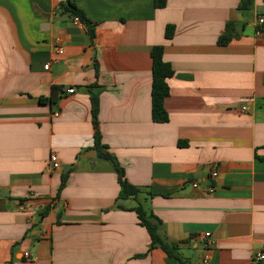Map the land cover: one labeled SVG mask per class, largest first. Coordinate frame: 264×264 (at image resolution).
I'll use <instances>...</instances> for the list:
<instances>
[{"label": "crops", "instance_id": "1", "mask_svg": "<svg viewBox=\"0 0 264 264\" xmlns=\"http://www.w3.org/2000/svg\"><path fill=\"white\" fill-rule=\"evenodd\" d=\"M154 1L75 0L91 37L61 0H0V264H177L150 248L137 203L186 264H264V0ZM155 46L165 123L151 120ZM91 92L100 152L137 200H117L93 153Z\"/></svg>", "mask_w": 264, "mask_h": 264}, {"label": "trees", "instance_id": "2", "mask_svg": "<svg viewBox=\"0 0 264 264\" xmlns=\"http://www.w3.org/2000/svg\"><path fill=\"white\" fill-rule=\"evenodd\" d=\"M251 3V0H242L240 7L246 9L247 6ZM164 0H155V8H162L164 6ZM59 10L63 14H67L70 18H77L81 24H83L89 35L93 37V29L89 21L86 19L83 12L76 6L75 0H61L59 4ZM260 30L264 31V25L261 26ZM232 25L227 24L225 34L218 39L219 45H224L229 42L231 39ZM173 34V26H166L165 28V38L170 39ZM150 57L152 61L151 66V120L154 123H165L167 121V113L164 109L163 102L167 96V87L165 85V78L171 73L169 64L163 61V51L162 47L155 46L150 52ZM58 100L56 95V89H52V95L48 99H40V103H47L49 105H54ZM90 102H91V120L94 128V147L104 153V147L100 144V135L98 130V99L97 94L90 93ZM109 161L114 167V171L117 176V182L119 185V194L117 200H126L133 198L137 200L139 195V189L128 184L124 177L123 169L118 166L114 158L110 157L105 153ZM65 179H62L61 186H63ZM133 211L137 215L139 220V225L147 231L150 238V248H159L167 256L173 258L177 264H186V262L178 255L175 245L167 244L163 241L162 237L159 234L158 226L159 221H157L153 216H147L143 208L139 203Z\"/></svg>", "mask_w": 264, "mask_h": 264}, {"label": "built area", "instance_id": "3", "mask_svg": "<svg viewBox=\"0 0 264 264\" xmlns=\"http://www.w3.org/2000/svg\"><path fill=\"white\" fill-rule=\"evenodd\" d=\"M73 22L75 24L80 23L77 18H73ZM257 25L260 26V27L262 25H264V19H262L261 17L258 18L257 19ZM56 52H57V54H62V48L59 47V46L56 47ZM48 66L49 65H45L44 66V69L47 70L48 69ZM67 93L68 94H71V93H73V90L72 89H69L67 91ZM53 116L54 117H57L58 116V112H54L53 113ZM49 163L51 164V168L52 169H58L60 167L59 166V163H58V160H57V158H56V156L54 154L50 155V157H49ZM216 176H217V172H216L215 168L213 167L211 169V171H210V177L209 178L210 179H214ZM192 187L193 188L197 187V184L196 183H193L192 184ZM207 190L210 192L212 190V188L209 187ZM207 236H208V234H205L204 235V237H207ZM23 256H24L25 259H29L30 258V255L28 253H24ZM252 262H255V263H264V251H259V252L254 253L253 256H252Z\"/></svg>", "mask_w": 264, "mask_h": 264}, {"label": "water", "instance_id": "4", "mask_svg": "<svg viewBox=\"0 0 264 264\" xmlns=\"http://www.w3.org/2000/svg\"><path fill=\"white\" fill-rule=\"evenodd\" d=\"M94 155L98 158L105 159L106 156L103 155L100 151H93Z\"/></svg>", "mask_w": 264, "mask_h": 264}]
</instances>
